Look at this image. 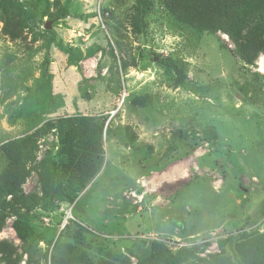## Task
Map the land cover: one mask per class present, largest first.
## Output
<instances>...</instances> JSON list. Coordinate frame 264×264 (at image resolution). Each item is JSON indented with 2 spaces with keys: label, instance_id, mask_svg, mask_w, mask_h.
<instances>
[{
  "label": "rangeland",
  "instance_id": "374dc122",
  "mask_svg": "<svg viewBox=\"0 0 264 264\" xmlns=\"http://www.w3.org/2000/svg\"><path fill=\"white\" fill-rule=\"evenodd\" d=\"M57 1L69 17L32 22L17 41L0 20V146L64 117L103 116L110 131L104 166L75 203L31 212L46 237L41 251L69 220L86 230L77 244L93 263L138 264L154 242L204 259L229 239V261H238L235 250L248 239L264 245V55L247 65L223 32L188 29L155 0L145 35H133L127 23L121 28L124 52L116 50L114 62L115 35L103 13L115 5L121 20L135 0H50L52 14ZM120 57L136 67L123 72ZM160 59L181 65L184 85H175ZM139 96L145 106L133 104ZM55 143L53 133L40 139L37 162ZM6 164L0 151V172ZM35 188L33 173L24 192ZM181 210L185 237L168 221ZM13 221L0 236L21 253Z\"/></svg>",
  "mask_w": 264,
  "mask_h": 264
},
{
  "label": "trees",
  "instance_id": "16d2710c",
  "mask_svg": "<svg viewBox=\"0 0 264 264\" xmlns=\"http://www.w3.org/2000/svg\"><path fill=\"white\" fill-rule=\"evenodd\" d=\"M20 1L0 0L2 32L12 41L22 38L23 31L32 22L39 24L46 16L59 20L70 15L68 8L60 6L58 1L54 2V6L58 8L54 14L50 13V0H22V3ZM14 2H17V8L10 12L9 8ZM154 2L155 0H135L133 9L128 10L121 20L117 16L115 5L112 9L107 8L104 11V17L107 15L104 24L110 31H114L115 35L113 44L109 45L114 62H117L116 50L119 53L124 52L120 38L125 39V36L121 28L127 23L133 35H145L149 28L147 17L153 10ZM160 2L178 24L188 29L192 28L201 33L223 32L234 44L235 55L247 65H253L260 55H264V0ZM109 21L118 24L111 26ZM91 54L94 55V52ZM119 61L123 72L130 66L136 67L135 61L128 63L122 57ZM159 64L170 74H174L176 86L184 85L185 76L181 65L172 59H160ZM147 100V97L139 96L133 100V104L142 107L148 103ZM106 122L107 118L103 116L64 117L57 121H47L31 134L1 144L0 151L7 164L0 172V233L6 221L14 218L12 227L22 242V252L19 253L13 243L0 240V264H22L24 257L25 264H41L43 260L45 264H119V261L93 263L82 253L77 241L84 237L86 230L75 220L68 221L57 240L50 242L49 246L53 245L52 248L43 253L39 245L46 237L34 228L36 215L31 214L37 208L53 211L62 203L73 205L79 194L94 181L104 166L103 135L104 132L108 135L110 131V122L107 127ZM50 133L56 136L58 145L55 143L37 162L40 139ZM33 173L38 175V188L25 194L24 185ZM261 204L264 208V200ZM168 221L172 222L171 227L182 232L183 237L187 236V221L182 210L170 215ZM255 240L257 239H248L236 248L238 261L235 258L229 261L225 247L232 243L229 239L221 242L220 254L204 259L196 257L194 252L184 250L175 255L164 244L154 242L149 255L140 259L138 264H264V252L260 249V246L264 245H257ZM193 249L198 251L199 248ZM189 255L194 256V260H189ZM120 262L130 264L129 260Z\"/></svg>",
  "mask_w": 264,
  "mask_h": 264
},
{
  "label": "water",
  "instance_id": "95a60500",
  "mask_svg": "<svg viewBox=\"0 0 264 264\" xmlns=\"http://www.w3.org/2000/svg\"><path fill=\"white\" fill-rule=\"evenodd\" d=\"M46 29H50L49 25L46 26ZM114 115V114H113Z\"/></svg>",
  "mask_w": 264,
  "mask_h": 264
},
{
  "label": "built area",
  "instance_id": "2783aa9c",
  "mask_svg": "<svg viewBox=\"0 0 264 264\" xmlns=\"http://www.w3.org/2000/svg\"><path fill=\"white\" fill-rule=\"evenodd\" d=\"M1 235V234H0ZM0 240H2V237L0 236Z\"/></svg>",
  "mask_w": 264,
  "mask_h": 264
},
{
  "label": "snow or ice",
  "instance_id": "6c2138e0",
  "mask_svg": "<svg viewBox=\"0 0 264 264\" xmlns=\"http://www.w3.org/2000/svg\"><path fill=\"white\" fill-rule=\"evenodd\" d=\"M262 71H264V69H261Z\"/></svg>",
  "mask_w": 264,
  "mask_h": 264
}]
</instances>
